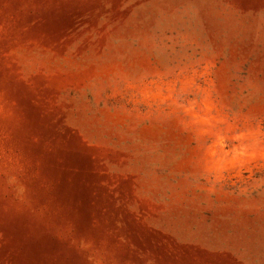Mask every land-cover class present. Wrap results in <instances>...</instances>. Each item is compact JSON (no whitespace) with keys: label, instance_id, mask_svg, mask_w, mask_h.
Returning <instances> with one entry per match:
<instances>
[{"label":"rangeland","instance_id":"obj_1","mask_svg":"<svg viewBox=\"0 0 264 264\" xmlns=\"http://www.w3.org/2000/svg\"><path fill=\"white\" fill-rule=\"evenodd\" d=\"M0 264H264V0H0Z\"/></svg>","mask_w":264,"mask_h":264}]
</instances>
